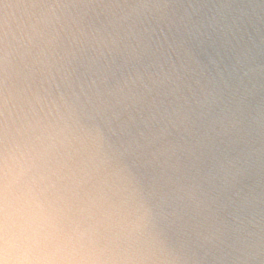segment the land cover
I'll list each match as a JSON object with an SVG mask.
<instances>
[{
    "label": "water",
    "instance_id": "water-1",
    "mask_svg": "<svg viewBox=\"0 0 264 264\" xmlns=\"http://www.w3.org/2000/svg\"><path fill=\"white\" fill-rule=\"evenodd\" d=\"M0 264H264V0H0Z\"/></svg>",
    "mask_w": 264,
    "mask_h": 264
}]
</instances>
